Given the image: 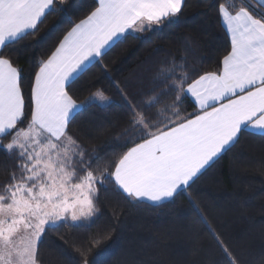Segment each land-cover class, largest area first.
Here are the masks:
<instances>
[{
    "label": "snow or ice",
    "instance_id": "1",
    "mask_svg": "<svg viewBox=\"0 0 264 264\" xmlns=\"http://www.w3.org/2000/svg\"><path fill=\"white\" fill-rule=\"evenodd\" d=\"M65 2L0 0V139L11 135L0 147L15 156L19 171L0 190V264H39L38 243L47 227L89 220L97 213V185L112 180L128 197L159 204L190 186L205 166L237 141L242 128L264 134V0L257 4L240 0L238 6L220 3L218 12L230 36V50L220 67L188 83L186 65L173 60L154 78L163 87H153L140 100V110L114 82L132 112L135 138L128 137L125 142L132 146L109 161V167L94 168L93 159L99 157L87 154L68 129L85 104L106 105L111 99L103 89H96L86 101L78 102L70 94L69 82L101 57L114 38L128 30L159 28L178 18L184 0H97L90 14L39 61L28 117L23 69L2 52L10 42L35 31L57 3ZM185 94L195 99L198 108L181 115ZM167 95L174 99L157 109L156 116L162 119L153 122L147 112ZM25 120V126L19 127ZM100 242L94 239L95 244ZM219 242L230 264H238ZM81 254L84 264H89L86 254Z\"/></svg>",
    "mask_w": 264,
    "mask_h": 264
},
{
    "label": "trees",
    "instance_id": "2",
    "mask_svg": "<svg viewBox=\"0 0 264 264\" xmlns=\"http://www.w3.org/2000/svg\"><path fill=\"white\" fill-rule=\"evenodd\" d=\"M220 3L238 6L240 0H184L178 18L159 28L125 34L69 82L70 94L78 102L86 101L96 89H103L111 99L106 105L85 104L68 129L87 154L99 157L93 159L94 168L109 167V161L132 146L125 142L128 137L135 138L130 127L132 112L114 82L140 110V100L153 87H163L157 86L154 78L173 60L186 65L188 83L220 67L230 50L218 12ZM96 5L97 0L57 3L35 31L3 49L2 54L23 69L21 86L28 117L39 61ZM172 99L174 95L162 97L161 103L147 112L153 122L162 119L156 116L157 109ZM180 108L181 115L197 110L187 94ZM10 140L8 135L0 139V145ZM16 164L15 156L0 147V190L11 182L13 172L19 175ZM97 187L98 211L92 218L46 228L37 248L39 264H84L82 252L89 264L94 260L105 264H230L219 241L238 264H264V134L242 128L237 141L190 186L159 204L128 197L112 180ZM94 239H100V244Z\"/></svg>",
    "mask_w": 264,
    "mask_h": 264
},
{
    "label": "crops",
    "instance_id": "3",
    "mask_svg": "<svg viewBox=\"0 0 264 264\" xmlns=\"http://www.w3.org/2000/svg\"><path fill=\"white\" fill-rule=\"evenodd\" d=\"M256 2V3H258V0H252V2ZM97 6V5H96ZM220 16V15H219ZM220 20H221V24H222V26H223V28L225 29V31H226V33H227V36H228V38H229V42H230V36H229V34H228V32H227V29H226V26L224 25V23H223V20L221 19V17H220ZM127 33H133V34H135V33H139V32H137V31H133V30H128V31H126L124 34H122V35H120V36H118V37H116V38H114V40L112 41V42H110V44L104 49V51L105 50H107L113 43H115L117 40H119V39H121L125 34H127ZM99 58V57H98ZM98 58H95L94 60H92L91 62H93V61H95V60H97ZM90 62V63H91ZM89 63V64H90ZM88 64V65H89ZM87 65V66H88ZM78 75V74H77ZM187 87V86H186ZM188 95V97L192 100V102L194 103V105L196 106V108H198V105H197V103H196V101H195V99L193 98V97H191V95L190 94H187ZM245 129H247V130H249V131H251V132H253V133H258V134H261V132L259 131V130H257V129H254V128H251V127H247V128H245ZM223 152V151H222ZM221 152V153H222ZM220 153V154H221ZM220 154H218V156L220 155ZM217 156V157H218ZM217 157H215L213 160H215ZM211 163V162H210ZM208 166V165H207ZM207 166H205V168L207 167ZM203 170V169H202ZM201 170V171H202ZM120 189V188H119ZM121 191H122V189H120ZM123 192V191H122ZM124 193V192H123ZM126 194V193H125ZM142 201H146V202H149V203H154V202H152V201H149V200H147V199H145V200H142ZM155 204V203H154Z\"/></svg>",
    "mask_w": 264,
    "mask_h": 264
},
{
    "label": "rangeland",
    "instance_id": "4",
    "mask_svg": "<svg viewBox=\"0 0 264 264\" xmlns=\"http://www.w3.org/2000/svg\"><path fill=\"white\" fill-rule=\"evenodd\" d=\"M97 103L101 104L100 102L97 101Z\"/></svg>",
    "mask_w": 264,
    "mask_h": 264
}]
</instances>
